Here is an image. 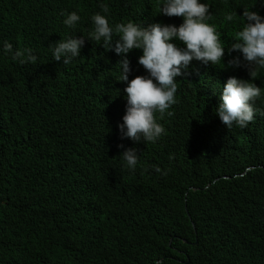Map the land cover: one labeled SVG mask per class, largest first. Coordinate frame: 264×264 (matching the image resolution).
Returning <instances> with one entry per match:
<instances>
[{
    "label": "trees",
    "instance_id": "1",
    "mask_svg": "<svg viewBox=\"0 0 264 264\" xmlns=\"http://www.w3.org/2000/svg\"><path fill=\"white\" fill-rule=\"evenodd\" d=\"M202 1L227 53L220 66L192 60L176 77L182 124L203 97L213 109L220 103L225 81L205 95L196 82L241 75L242 66L223 70L239 55L228 52L238 24L222 22L232 5ZM251 1L232 0L233 11ZM101 2L110 23H182L157 13L158 0H0V40L39 57L21 66L0 56V264H264V154H253L264 120L217 157L198 148L208 125L196 124L177 135L178 149L196 153L184 165L159 176L139 156L128 170L117 145L138 144L119 138L126 105V83L116 80L120 57L87 39L69 66L48 51L73 34L61 12L79 10V37ZM141 75L139 65L129 80ZM152 151L163 153L157 145Z\"/></svg>",
    "mask_w": 264,
    "mask_h": 264
},
{
    "label": "clouds",
    "instance_id": "2",
    "mask_svg": "<svg viewBox=\"0 0 264 264\" xmlns=\"http://www.w3.org/2000/svg\"><path fill=\"white\" fill-rule=\"evenodd\" d=\"M217 8L232 5L223 15L222 22L238 24L233 32L234 42L228 52H238L223 70L241 67L239 77L217 78L215 81L196 82L201 95L208 94L211 83L225 81L219 105L213 109L206 97L201 108L188 122H180L181 106L177 104L178 81L192 60L208 65H222L227 50L217 25L209 23L213 14L209 4L202 0H158L157 13L164 16L182 17L177 25L152 23L142 26L131 20L110 23L108 5L99 3L100 11L92 13L89 30L77 37V25L81 22L79 10L61 12L63 25L73 34H65L48 46L51 58L69 66L80 55L85 39L95 42L117 58V81L125 82V112L122 123L117 124L119 138L129 139L138 148H124L121 158L124 166L134 171L141 159L150 162L153 171L163 176L167 169L174 170L196 154L178 147V132L188 134L196 124L208 125V131L199 142L204 154L217 157L239 146L249 127L264 120V0H252L233 11L232 0H211ZM118 37V39H115ZM114 41V42H113ZM173 41H180L177 46ZM184 45V47H182ZM0 56L10 58L19 65H35L39 57L30 47L13 48L9 39L0 40ZM223 57V58H222ZM134 59V60H133ZM141 65L145 75L129 80L134 67ZM192 67V66H190ZM189 67V68H190ZM189 71V70H188ZM157 145L163 153L154 154ZM264 154V136L253 147V154ZM139 154V155H138ZM255 169L254 166L247 170ZM264 169V164L260 166ZM243 176V175H242Z\"/></svg>",
    "mask_w": 264,
    "mask_h": 264
},
{
    "label": "water",
    "instance_id": "3",
    "mask_svg": "<svg viewBox=\"0 0 264 264\" xmlns=\"http://www.w3.org/2000/svg\"><path fill=\"white\" fill-rule=\"evenodd\" d=\"M189 264V262H187Z\"/></svg>",
    "mask_w": 264,
    "mask_h": 264
}]
</instances>
